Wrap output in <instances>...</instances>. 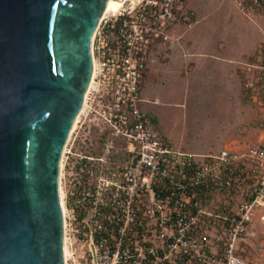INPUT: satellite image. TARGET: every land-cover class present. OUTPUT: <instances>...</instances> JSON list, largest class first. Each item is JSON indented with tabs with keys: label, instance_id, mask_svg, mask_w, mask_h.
Here are the masks:
<instances>
[{
	"label": "built area",
	"instance_id": "obj_1",
	"mask_svg": "<svg viewBox=\"0 0 264 264\" xmlns=\"http://www.w3.org/2000/svg\"><path fill=\"white\" fill-rule=\"evenodd\" d=\"M176 9L173 0H127L115 12L104 14L94 29L92 73L77 117L88 116L101 124V134L120 144L124 162L115 178L108 179L89 167L90 161L102 158L79 156L82 184L75 181L69 195L75 197L91 264H157L170 256L194 264H249L239 253V243L253 220L264 223L261 138L233 140L213 154H187L166 145L141 108L147 52L170 37L167 31L177 20ZM258 53L254 66L257 78L264 80V41ZM250 84H244L245 90L252 91ZM257 105L264 113V97ZM241 144V150L233 147ZM100 185L106 186L102 189L108 203L98 202ZM213 187L238 198L234 207L214 216L220 222L216 249L207 246L208 220L201 214L211 216L196 201L198 196H208ZM147 218L159 224L160 238L166 235L160 252L145 239L138 245L127 236L129 226L144 225ZM64 222L63 213V238L68 246Z\"/></svg>",
	"mask_w": 264,
	"mask_h": 264
},
{
	"label": "rangeland",
	"instance_id": "obj_2",
	"mask_svg": "<svg viewBox=\"0 0 264 264\" xmlns=\"http://www.w3.org/2000/svg\"><path fill=\"white\" fill-rule=\"evenodd\" d=\"M173 5L177 20L168 28L170 37L148 50L146 74L141 79V93L148 101L141 108L153 131L166 145L187 154H213L233 140L255 142L261 138L264 144V113L257 105L264 97V80L257 78L254 66L264 41V5L258 0H173ZM249 82L252 91L245 90L244 84ZM101 133L96 120L78 116L60 157L59 187L69 242L66 264H91L75 197L69 195L75 181L82 184L79 156L102 158L90 161L94 167H89L108 179L115 178L124 162L118 141ZM242 145L233 147L241 150ZM104 187L98 189V202L108 203ZM196 201L211 216L201 214L208 220L207 246L216 249L220 222L214 216L234 207L238 198L213 187L208 196H198ZM145 221L129 226L127 236L138 245L145 239L160 252L166 235L160 238L155 219ZM239 253L249 264H264L263 222H251L239 243ZM157 264L194 262L170 256Z\"/></svg>",
	"mask_w": 264,
	"mask_h": 264
},
{
	"label": "water",
	"instance_id": "obj_3",
	"mask_svg": "<svg viewBox=\"0 0 264 264\" xmlns=\"http://www.w3.org/2000/svg\"><path fill=\"white\" fill-rule=\"evenodd\" d=\"M111 0H0V264H62L60 152Z\"/></svg>",
	"mask_w": 264,
	"mask_h": 264
},
{
	"label": "bare ground",
	"instance_id": "obj_4",
	"mask_svg": "<svg viewBox=\"0 0 264 264\" xmlns=\"http://www.w3.org/2000/svg\"><path fill=\"white\" fill-rule=\"evenodd\" d=\"M124 1H127V0H111L110 2L104 3L99 19L107 12H115L122 5V3ZM135 1L136 0H130L129 3H134ZM99 19H98V21H99ZM92 35H93V33H92ZM92 35H91V38H92ZM92 67H93V64H92V60H91V73H92ZM90 78H91V75H90ZM89 82H90V79L88 81V84H89ZM85 92H86V90L84 91V94H85ZM84 94H83V97H82L81 105L83 103ZM80 108H81V106H80ZM80 108H79V110H80ZM79 110H78V112H79ZM78 112H77V114H78ZM77 114L74 117V119H73V121H72V123L70 125V128L68 130L65 142L68 140V136H69V134H70V132H71L73 126H74L75 121H76ZM65 142H64V144H65ZM63 149H64V145H63V147L61 149L59 157H61ZM61 193L62 192L60 191V187H59V183H58V194H59V199H60V204H61V213H62V218H63L64 211H63V205H62V200H61ZM68 256H69V249L67 248V243L65 241V238L62 237V264H66V260H67Z\"/></svg>",
	"mask_w": 264,
	"mask_h": 264
},
{
	"label": "crops",
	"instance_id": "obj_5",
	"mask_svg": "<svg viewBox=\"0 0 264 264\" xmlns=\"http://www.w3.org/2000/svg\"><path fill=\"white\" fill-rule=\"evenodd\" d=\"M189 64H187V66H188ZM146 69H147V63H146ZM146 69H145V72H144V75H143V77L145 76V74H146ZM142 77V78H143ZM140 96H141V98L143 99V101H142V103H141V106L143 107V104L145 103V102H148L147 101V99L145 98V97H143L142 96V93H141V88H140ZM144 108V107H143Z\"/></svg>",
	"mask_w": 264,
	"mask_h": 264
},
{
	"label": "trees",
	"instance_id": "obj_6",
	"mask_svg": "<svg viewBox=\"0 0 264 264\" xmlns=\"http://www.w3.org/2000/svg\"><path fill=\"white\" fill-rule=\"evenodd\" d=\"M261 4L264 5V0H260Z\"/></svg>",
	"mask_w": 264,
	"mask_h": 264
}]
</instances>
